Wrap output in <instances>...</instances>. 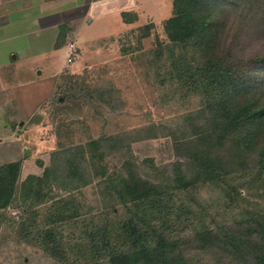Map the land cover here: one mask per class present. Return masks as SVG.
Instances as JSON below:
<instances>
[{
	"label": "rangeland",
	"instance_id": "1",
	"mask_svg": "<svg viewBox=\"0 0 264 264\" xmlns=\"http://www.w3.org/2000/svg\"><path fill=\"white\" fill-rule=\"evenodd\" d=\"M141 4L139 26L124 31L113 19L96 21L82 31L73 53L68 45L50 51L47 39L33 42V37L0 45L1 68L6 67L0 68V166L21 163L20 189L28 176L41 177L53 166V154L61 153L56 185L39 187L45 203L31 208L18 195L0 210V264H68L23 238L43 219L51 220L47 228H61L66 258L73 261L82 253L90 260L91 246L97 245L91 231L119 228L128 214L112 185L132 173L168 187L163 189L171 206L168 230L172 239L181 238L177 256L192 264H260L264 240L256 223L264 220V126L248 146L239 143V130L246 134L248 126L221 143L206 140L221 110L210 105L220 95L170 79V53L160 56L159 48L170 44L164 27L174 16L173 0L168 14L161 0ZM212 9L221 27V56L229 52L227 64L243 66L250 97L257 107L264 105V0H219ZM109 32L117 34L92 41ZM244 95L230 105L239 108ZM96 140L104 142L92 152L87 144ZM190 148L197 156L222 160L214 182L198 177ZM76 184L85 186L76 189ZM57 200L61 212L54 208ZM204 229L230 234L226 248L200 249L194 235ZM232 244L238 256L229 254Z\"/></svg>",
	"mask_w": 264,
	"mask_h": 264
},
{
	"label": "trees",
	"instance_id": "2",
	"mask_svg": "<svg viewBox=\"0 0 264 264\" xmlns=\"http://www.w3.org/2000/svg\"><path fill=\"white\" fill-rule=\"evenodd\" d=\"M213 4H219V0H173L174 16L165 22L164 27L170 44L160 46L159 51L162 53L160 56L164 57L166 52L170 53L168 56L171 68L170 79L173 82L189 86L195 91L205 90L209 92L210 96L212 93L220 95L210 105L211 108L214 105H219L221 110L211 120V129L206 132V140L210 141L215 138L221 143L227 140L228 134L233 135L235 131L248 126L246 134L239 130L241 132L240 145L248 146L251 145L254 131L261 130L264 126V105L257 107L258 103H255L250 97L249 91L251 90L246 86L245 81L247 75H242L245 71L243 66L238 70V65L227 64L229 52L227 55L221 56L223 53L220 46L222 42L220 40L221 27L214 19ZM190 51L193 58H189ZM198 52L200 54L196 55ZM201 55L209 56L201 57ZM235 69L238 70L236 73ZM240 70L242 71L240 72ZM238 72L240 73L238 74ZM244 91H246V95L243 96V103L239 108L232 107L230 104L236 101L237 97L241 99ZM103 142V140H96L88 143L87 146L94 152L102 147ZM85 146L82 145L80 148L84 149ZM60 154L59 151L55 152L53 166L46 168L41 177L28 176L21 184L20 189L18 182L21 163L13 162L0 166V210L6 209L17 199L18 195H21L20 197L26 205L30 203L31 208L45 203L44 195L40 192L39 187L41 185L46 187L56 185L55 182L60 177L55 161ZM74 155H69L72 157L71 161L77 159V155ZM190 156V162H193L198 169V177L204 178L203 180L206 182H214L220 176L219 170L222 164L220 158H213L211 155L197 156V151L192 148H190ZM76 170L84 172L81 166H77ZM84 174L86 173L84 172ZM68 178L74 180L71 175ZM60 184L58 187L64 186ZM83 186L76 184L75 188L79 189ZM112 187L120 196V206L126 208L128 214L121 220L119 228L114 225V228L91 231L90 236L95 238L98 246H91L92 258L90 260L86 259V255H82V253H77L78 255L73 261L66 258L69 251L60 243L62 242V233H59L61 228H47L46 226L51 225L48 223L50 219H43L39 224L36 221V224L32 225L37 228V231H27L23 238L29 242H35L51 257L61 262L66 260L68 264H192L181 254L178 256L175 254L181 247L179 242L181 238L172 239L168 230V225L171 222L167 218L168 211L171 209L169 193H166L168 187H160L159 184L150 180H142L133 173L131 176H121L120 181L113 184ZM164 188L166 191H163ZM53 203L54 208L58 210L56 212L63 211L61 200ZM33 216L38 217L35 213ZM165 219L166 222H164ZM256 224V234L264 240V220H260ZM20 225L25 226L26 224L21 223ZM42 225L45 227H39ZM228 230L233 232L234 228L228 227ZM228 238L230 239V234L221 236L219 233L207 229L194 235V240L200 244L202 250L217 249L221 251L226 248ZM93 241L94 239H90L85 244H90ZM230 248L232 251L229 254L238 256L236 253L240 252L238 248L234 244ZM260 248L264 250V244ZM102 253L104 254L100 258L102 263H98L97 260H100L99 255ZM259 261L260 264H264L263 253H261V257L259 255Z\"/></svg>",
	"mask_w": 264,
	"mask_h": 264
},
{
	"label": "crops",
	"instance_id": "3",
	"mask_svg": "<svg viewBox=\"0 0 264 264\" xmlns=\"http://www.w3.org/2000/svg\"><path fill=\"white\" fill-rule=\"evenodd\" d=\"M161 3L162 6L166 4L168 14L171 0H161ZM141 12V0H0V45L33 37V42L47 39L51 43L50 51H58L66 45L72 51L82 31L96 21L110 20L111 24L113 19L127 31L140 24ZM114 34L117 33L109 32L92 41ZM32 83L27 81L24 84Z\"/></svg>",
	"mask_w": 264,
	"mask_h": 264
},
{
	"label": "built area",
	"instance_id": "4",
	"mask_svg": "<svg viewBox=\"0 0 264 264\" xmlns=\"http://www.w3.org/2000/svg\"><path fill=\"white\" fill-rule=\"evenodd\" d=\"M72 49H74V48H72ZM72 53H73V51H72Z\"/></svg>",
	"mask_w": 264,
	"mask_h": 264
}]
</instances>
